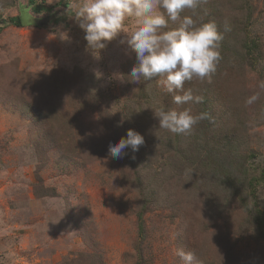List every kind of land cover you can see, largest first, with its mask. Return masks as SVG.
<instances>
[{
	"label": "rangeland",
	"instance_id": "1",
	"mask_svg": "<svg viewBox=\"0 0 264 264\" xmlns=\"http://www.w3.org/2000/svg\"><path fill=\"white\" fill-rule=\"evenodd\" d=\"M36 2L0 0V264H264V0H200L222 59L184 84L209 114L187 136L159 128L188 107L165 77L128 81L124 31L93 50L80 0ZM130 128L144 144L112 159Z\"/></svg>",
	"mask_w": 264,
	"mask_h": 264
},
{
	"label": "clouds",
	"instance_id": "2",
	"mask_svg": "<svg viewBox=\"0 0 264 264\" xmlns=\"http://www.w3.org/2000/svg\"><path fill=\"white\" fill-rule=\"evenodd\" d=\"M51 2V0H50ZM200 0H80L74 6V17L86 33L85 40L93 50L103 49L121 31L127 35L122 43L135 52L136 64L127 79L132 83H144L160 76L177 108H159L154 111L159 128L173 134L190 135L198 122L209 119V114H194L190 105L203 103V96L184 89L186 81L210 79L222 59L220 41L223 34L214 21L199 22L197 9ZM191 10V14H184ZM134 19V29L126 31L125 21ZM224 31H230L225 23ZM258 96L249 97L246 103H254ZM144 144V137L134 129H128L126 137L110 143L108 153L112 159H120L125 149L133 152ZM185 264H200L196 255L179 249Z\"/></svg>",
	"mask_w": 264,
	"mask_h": 264
},
{
	"label": "trees",
	"instance_id": "3",
	"mask_svg": "<svg viewBox=\"0 0 264 264\" xmlns=\"http://www.w3.org/2000/svg\"><path fill=\"white\" fill-rule=\"evenodd\" d=\"M30 4L32 5L33 9L39 11L41 9H46L44 3H38L36 0H29ZM11 23L14 25H23L24 23L28 22L27 16L21 17L20 15L14 16L10 18ZM25 21V22H24ZM261 235L264 237V227H261Z\"/></svg>",
	"mask_w": 264,
	"mask_h": 264
}]
</instances>
